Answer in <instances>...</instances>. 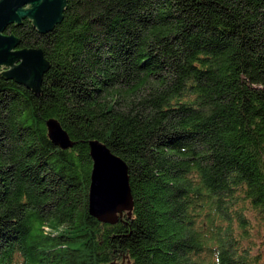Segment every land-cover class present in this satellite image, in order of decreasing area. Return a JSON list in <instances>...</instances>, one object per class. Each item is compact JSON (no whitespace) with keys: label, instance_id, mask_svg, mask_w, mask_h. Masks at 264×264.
I'll list each match as a JSON object with an SVG mask.
<instances>
[{"label":"trees","instance_id":"obj_1","mask_svg":"<svg viewBox=\"0 0 264 264\" xmlns=\"http://www.w3.org/2000/svg\"><path fill=\"white\" fill-rule=\"evenodd\" d=\"M61 16L5 28L48 67L42 93L0 76V264H264V0H65ZM94 140L128 169L114 223L88 211Z\"/></svg>","mask_w":264,"mask_h":264},{"label":"water","instance_id":"obj_2","mask_svg":"<svg viewBox=\"0 0 264 264\" xmlns=\"http://www.w3.org/2000/svg\"><path fill=\"white\" fill-rule=\"evenodd\" d=\"M65 0H0V76L13 79L26 88L42 93L39 89L42 74L48 67L43 52L38 48L18 49V38L5 33L9 24H22L27 16L41 33H47L60 21ZM47 135L51 142L67 149L74 145L60 123L46 120ZM92 170L88 190V211L97 220L114 223L123 212L132 209L133 201L125 162L111 153L99 141L89 142Z\"/></svg>","mask_w":264,"mask_h":264},{"label":"rangeland","instance_id":"obj_3","mask_svg":"<svg viewBox=\"0 0 264 264\" xmlns=\"http://www.w3.org/2000/svg\"><path fill=\"white\" fill-rule=\"evenodd\" d=\"M264 251V250H263Z\"/></svg>","mask_w":264,"mask_h":264}]
</instances>
